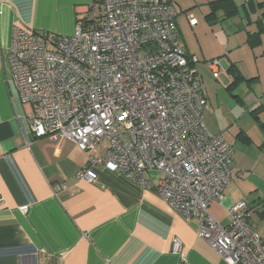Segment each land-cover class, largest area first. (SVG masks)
Here are the masks:
<instances>
[{"label": "crops", "instance_id": "obj_1", "mask_svg": "<svg viewBox=\"0 0 264 264\" xmlns=\"http://www.w3.org/2000/svg\"><path fill=\"white\" fill-rule=\"evenodd\" d=\"M210 1L192 0L183 11L184 24L179 12L177 23L182 36L186 25L197 36L209 21L216 36L210 44L204 34L199 48L182 40L199 58L194 69L209 102L203 120L234 147L232 182L223 201L210 207L227 224L226 208L246 201L264 181V32L258 46L248 41L260 20L264 26V7H259L264 0H251L256 9L250 18L247 0H236L238 14L221 19V13L207 18ZM91 2L0 0V264H227L199 235V220L184 218L160 194L161 171L149 170L150 183L144 186L98 165L96 180L89 182L77 175L87 162L86 152L66 137L51 140L32 132V106L21 100L7 58L15 29L71 36ZM198 8L205 12L201 20ZM191 18L198 22L192 25ZM213 58L221 59L218 78L208 64ZM262 201L246 202L253 210ZM259 214L264 219V205ZM175 238L181 241L179 252L173 249Z\"/></svg>", "mask_w": 264, "mask_h": 264}, {"label": "built area", "instance_id": "obj_2", "mask_svg": "<svg viewBox=\"0 0 264 264\" xmlns=\"http://www.w3.org/2000/svg\"><path fill=\"white\" fill-rule=\"evenodd\" d=\"M177 16L174 0H92L71 36L16 28L12 77L32 106L35 136L66 137L88 154L80 178L95 181L103 165L147 186L148 171L159 170L160 194L199 220V235L227 264H264L250 204L228 206L227 224L210 210L232 182L234 148L203 120L199 58L182 44ZM208 64L218 78L221 59ZM173 249H181L178 238Z\"/></svg>", "mask_w": 264, "mask_h": 264}, {"label": "rangeland", "instance_id": "obj_3", "mask_svg": "<svg viewBox=\"0 0 264 264\" xmlns=\"http://www.w3.org/2000/svg\"><path fill=\"white\" fill-rule=\"evenodd\" d=\"M191 2H192V0H175L174 1L175 8H176V10L181 15L180 16L181 17L180 21L183 22V24H184V22L186 20V15H185V13H183V11H185V9L188 10L189 8H191V6H190ZM192 10L194 11L195 8H192ZM195 14L200 18V20H201V17L202 16H203L202 18H205L204 17L205 12L203 13V11L200 10L199 8L197 9V11H196ZM204 20H206V19H204ZM206 23H207V26L204 27L203 30H201L200 33H199V35H197V36L194 34L193 31L190 30V28H186V26H187L186 25L185 26V29L183 30V32H184V35L183 36L181 35V32H180L182 44H183V40H182V37H183L186 42H188V41L190 42V44H188L190 47L195 46V47L199 48V44L201 43L199 41V39H202L203 36H204V34L206 35L205 42L206 43H209L210 42V44H213L212 41L213 40H216V38H215L216 36L212 32V29L213 28L211 26V22L206 21ZM179 30H180V28H179ZM204 74L209 79L213 80L215 86L218 85L216 83L218 81L215 79L216 77L215 78L213 77V73H212L211 70H209L208 68H205L204 69ZM228 100H231L232 101V97L229 96L228 97ZM203 119H204V116H203ZM233 157H234V155H233ZM244 185L248 186L247 183H245ZM258 198L264 199V181L262 179H261V187L259 189L254 190L253 192L250 191L249 194L247 196H245L243 199L246 200V201H248V202H250V201H253L254 199H257L258 200ZM252 204L255 205L256 203L254 202ZM263 205H264L263 203H259L258 204V209H255L256 208L255 207L254 208L255 211H254V209L251 211V213H253L252 223L259 229V231L261 233L264 231V219L261 218L262 216L259 214V208H262Z\"/></svg>", "mask_w": 264, "mask_h": 264}, {"label": "trees", "instance_id": "obj_4", "mask_svg": "<svg viewBox=\"0 0 264 264\" xmlns=\"http://www.w3.org/2000/svg\"><path fill=\"white\" fill-rule=\"evenodd\" d=\"M209 6H210V12L207 14V18H213V17L217 18L218 17L217 14L219 13H221V16H219L220 19L223 17L231 18L238 14V6L236 4V0H211L209 2ZM244 6H246L244 8L247 14L246 16L250 18V14L256 8L254 7L253 2L251 0H247V4L245 2ZM259 7H264V1L259 3ZM262 16H264V12ZM263 32H264V26H263V22L260 20L258 23L257 31L249 34L248 41L250 46L256 47L260 44L261 35ZM230 68H234V67L231 65ZM262 203H264V201H262Z\"/></svg>", "mask_w": 264, "mask_h": 264}]
</instances>
